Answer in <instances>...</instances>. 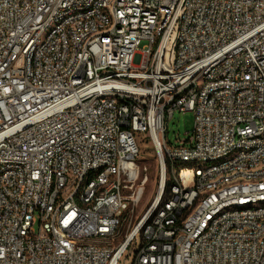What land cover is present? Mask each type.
Masks as SVG:
<instances>
[{
	"label": "built area",
	"instance_id": "built-area-1",
	"mask_svg": "<svg viewBox=\"0 0 264 264\" xmlns=\"http://www.w3.org/2000/svg\"><path fill=\"white\" fill-rule=\"evenodd\" d=\"M0 264H264V0H0Z\"/></svg>",
	"mask_w": 264,
	"mask_h": 264
},
{
	"label": "rangeland",
	"instance_id": "rangeland-1",
	"mask_svg": "<svg viewBox=\"0 0 264 264\" xmlns=\"http://www.w3.org/2000/svg\"><path fill=\"white\" fill-rule=\"evenodd\" d=\"M144 45L145 42H142L140 48L144 47ZM192 127L193 115L191 113L183 115L175 113L167 124L166 136L168 143L172 146H176L180 142L187 141L191 136ZM135 139L139 147V154L135 160L139 175L135 181L134 187L131 190L126 189L125 194H131V191L134 188L141 185L143 192L141 198L135 204L133 211L130 214L132 222H134L145 211V209H147L159 192V165L157 154L151 143L145 138L144 134L137 133ZM143 180L144 183L142 184ZM34 229L37 230V225L34 226ZM126 260L127 259H125L124 262L128 263Z\"/></svg>",
	"mask_w": 264,
	"mask_h": 264
},
{
	"label": "bare ground",
	"instance_id": "bare-ground-1",
	"mask_svg": "<svg viewBox=\"0 0 264 264\" xmlns=\"http://www.w3.org/2000/svg\"><path fill=\"white\" fill-rule=\"evenodd\" d=\"M184 176H187V172H185V171L182 172V177H184ZM142 192H143V189H142ZM142 192H141L140 198H141V196H142ZM140 198H139V199H140Z\"/></svg>",
	"mask_w": 264,
	"mask_h": 264
},
{
	"label": "trees",
	"instance_id": "trees-1",
	"mask_svg": "<svg viewBox=\"0 0 264 264\" xmlns=\"http://www.w3.org/2000/svg\"><path fill=\"white\" fill-rule=\"evenodd\" d=\"M167 187H168V184L166 185V189H165V191H164V196H165L166 193H167Z\"/></svg>",
	"mask_w": 264,
	"mask_h": 264
}]
</instances>
